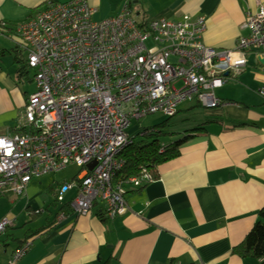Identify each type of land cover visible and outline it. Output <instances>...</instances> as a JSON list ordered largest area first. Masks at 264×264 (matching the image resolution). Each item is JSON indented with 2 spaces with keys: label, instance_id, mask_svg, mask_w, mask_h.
Listing matches in <instances>:
<instances>
[{
  "label": "built area",
  "instance_id": "1",
  "mask_svg": "<svg viewBox=\"0 0 264 264\" xmlns=\"http://www.w3.org/2000/svg\"><path fill=\"white\" fill-rule=\"evenodd\" d=\"M7 29L6 25H2ZM26 67L34 73L36 92L24 110V130L0 138V195L22 196L33 180L56 176L75 166L69 1L47 8L15 29ZM77 217L76 181L60 187L57 203L69 194ZM67 218L66 213L59 215ZM11 225L0 224V234ZM31 243L18 250L9 264H18Z\"/></svg>",
  "mask_w": 264,
  "mask_h": 264
},
{
  "label": "crops",
  "instance_id": "2",
  "mask_svg": "<svg viewBox=\"0 0 264 264\" xmlns=\"http://www.w3.org/2000/svg\"><path fill=\"white\" fill-rule=\"evenodd\" d=\"M47 2L0 0V138L25 132L24 110L36 85L15 29L43 12ZM43 184L42 179L33 180L22 196L0 195V224L11 223L0 234V264H9L25 242L32 246L18 264H79L77 217L69 215L61 221L60 210L53 215L56 200L50 204L47 195L54 189Z\"/></svg>",
  "mask_w": 264,
  "mask_h": 264
},
{
  "label": "rangeland",
  "instance_id": "3",
  "mask_svg": "<svg viewBox=\"0 0 264 264\" xmlns=\"http://www.w3.org/2000/svg\"><path fill=\"white\" fill-rule=\"evenodd\" d=\"M64 1V0H59ZM44 181V186H46V188L49 190V187H53L54 191L53 192H48L47 197H49V203L52 204L54 203V201L56 200V194L59 192V187L63 186L65 184H70L74 181H76V170H75V166L73 165H69V167L64 170L63 172H61L60 174L56 175V176H49L46 177L44 179H42V182ZM73 198V194H70L67 199L68 201H71ZM61 209V204H57L56 208H53V215L56 213V211ZM40 224V222L38 224H36L34 227H37ZM34 229V228H33Z\"/></svg>",
  "mask_w": 264,
  "mask_h": 264
},
{
  "label": "trees",
  "instance_id": "4",
  "mask_svg": "<svg viewBox=\"0 0 264 264\" xmlns=\"http://www.w3.org/2000/svg\"><path fill=\"white\" fill-rule=\"evenodd\" d=\"M68 1H69V0H64V1H61V2H60L59 0H48L47 4H48V5H57V4L65 3V2H68ZM48 5H47V6H48ZM69 202H70V201L67 202V200H66V202H65L64 204H61L62 207H61V209H60V211H61L60 213H63V212H64V213H66L67 216L72 215V212H71V210H70V206H69V205H70ZM56 204H58V203H57V196H56V202H55V205H56ZM55 205H54V206H55ZM25 244H26V242L23 243V245H22L21 247H19V249H22L23 246H24ZM14 254H15V253H14ZM14 254H13V256H14ZM13 256H12V257H13Z\"/></svg>",
  "mask_w": 264,
  "mask_h": 264
},
{
  "label": "bare ground",
  "instance_id": "5",
  "mask_svg": "<svg viewBox=\"0 0 264 264\" xmlns=\"http://www.w3.org/2000/svg\"><path fill=\"white\" fill-rule=\"evenodd\" d=\"M28 69V68H27Z\"/></svg>",
  "mask_w": 264,
  "mask_h": 264
}]
</instances>
